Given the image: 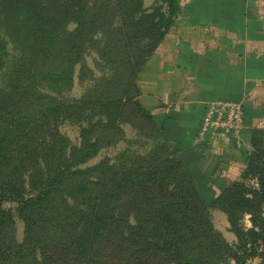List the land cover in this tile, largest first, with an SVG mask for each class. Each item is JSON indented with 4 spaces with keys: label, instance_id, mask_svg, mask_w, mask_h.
<instances>
[{
    "label": "trees",
    "instance_id": "obj_1",
    "mask_svg": "<svg viewBox=\"0 0 264 264\" xmlns=\"http://www.w3.org/2000/svg\"><path fill=\"white\" fill-rule=\"evenodd\" d=\"M23 1L26 13L35 11L38 28L43 29L46 11L34 7L36 0ZM78 1L80 6L77 5V11L72 12L77 21L76 35L80 48L82 33L88 25L86 4L84 0ZM161 1L165 5L164 10L161 4L146 12L142 0H130L125 9L121 6L116 8V42L122 50L118 66L124 73L125 82L116 93L108 87L105 90L108 99L113 101L112 108L107 109L112 115H109V126L106 127L114 133L108 146L122 136L120 126L132 124L131 120H138L148 128L151 132H142L143 137L156 142L142 154L118 158L119 167L102 163L95 178H89L92 181L89 184L78 181L85 178V172L76 169L79 163L101 148L97 142L89 140L90 143L81 149L85 154H80L79 162L73 158L65 170L57 167L50 171L47 168L38 178H32L35 194L29 198L25 197L22 184H13L9 179L2 191L0 188V207L5 201L16 203L18 215L25 223L26 235L24 244L13 242L11 212L0 208V264H97L101 251L110 248L122 254L124 264H194L188 257L192 240L203 236L213 245L218 243L220 237L207 227L209 218L203 211L208 207L205 208L198 200L191 180L182 170L176 150L160 141L161 128L152 127L150 113L138 102L141 96L136 83L138 75L180 12L181 0ZM75 2L71 0V6L65 8H75ZM30 22L29 18L26 19V23ZM92 129H84V132L90 134ZM134 129L141 132L140 127ZM251 147V152L244 159L241 181L231 183L211 205L227 215L237 236V246L228 248L229 260L224 264H247L250 259L262 257L258 247L264 243V143L254 136ZM48 160L46 157V164ZM45 176L49 179L47 183ZM62 178L63 185L69 184V187L66 190L60 188L57 193L67 194L72 204L63 199L53 219L58 224L47 231L52 237L48 238L51 242L45 243L36 236V229L40 227L38 220L43 216L37 215L43 208L50 207L55 211L51 204L57 199L55 186ZM246 181L251 185L246 186ZM119 203L133 205L134 223L128 222L131 215L123 212ZM243 215L249 216L250 228L246 230L240 224ZM36 241L40 243L37 246L44 243L56 247L53 255L43 260L36 258ZM40 253L43 254L42 250ZM220 260L216 258L217 263Z\"/></svg>",
    "mask_w": 264,
    "mask_h": 264
},
{
    "label": "rangeland",
    "instance_id": "obj_2",
    "mask_svg": "<svg viewBox=\"0 0 264 264\" xmlns=\"http://www.w3.org/2000/svg\"><path fill=\"white\" fill-rule=\"evenodd\" d=\"M19 1L0 0L1 191L11 179L13 184L23 185L26 198L33 196L35 190L31 185L32 178H38L47 168L50 171L57 167L65 170L66 164L73 158L79 162L80 154H85L81 149L89 141L97 142L101 148L76 167L85 172V178L78 181L86 184L92 182L89 178H95L102 163L119 167L117 160L121 156L142 154L152 148L155 140L142 135V132L151 131L138 120H131L132 124L124 123L120 126L122 136L113 145L107 144L114 137L111 129L106 127L109 126V115H112L107 109L112 108L113 101L108 99L105 90L108 87L116 93L125 82L124 73L118 66L122 50L116 42V8L121 6L125 9L130 0H84L88 26L82 33L80 48L76 35L77 21L72 12L77 11V5L80 6L78 0H75V8L69 9L65 6H71V0H36L34 7L46 11L43 29L38 28L36 12L26 13L24 1ZM245 1L231 0V5L238 6V2ZM161 4V0H142L146 12ZM162 6L164 10L165 5ZM28 18L30 23H26ZM115 68L119 70L116 71ZM97 89L101 91L96 92ZM150 116L153 119L152 127L161 128L160 133L171 118V115L165 113L157 116V119L156 116ZM90 127L93 128L90 134L84 132V129L90 130ZM135 127H140L141 132L135 130ZM255 137L264 143V134L257 133ZM46 157L49 159L47 164ZM181 166L191 180L201 205L208 207L203 211L209 218L207 227L211 233L220 237L218 243L213 245L210 239L199 234L201 237L190 242L188 257L194 264H224L229 260L228 248L234 249L237 246V236L227 215L211 205L231 183L241 180H209L199 169L194 170L192 176L185 171L182 163ZM244 169L245 166L242 172ZM49 175L52 176L51 172ZM44 179L47 180V176ZM48 181L49 179L46 183ZM63 182L62 178L56 184L55 194L60 188L68 189L69 184L64 186ZM244 183L246 186L251 185L248 181ZM210 184L220 188L219 195L209 187ZM56 198L51 204L55 211L50 207L43 208L37 215L43 216L38 220L40 227L36 229V236L45 243L51 242L48 238L52 237L47 231L58 224L53 219L60 210L63 199L66 198L72 204L67 194L57 193ZM119 205L123 212L131 215L128 222L134 223L136 218L133 205ZM0 208L11 212L14 222L11 235L13 242L17 245L24 244L25 223L18 215L16 203L5 201ZM140 208L143 210L144 206L141 205ZM242 218V229H249V216L243 215ZM39 244L36 241V258H50L56 247L46 246L44 243L43 246H37ZM41 250L43 254L40 253ZM258 250L262 257L250 259L247 264H264L263 242ZM216 258L221 259L220 263H217ZM97 261V264H124L122 254L112 248L101 251Z\"/></svg>",
    "mask_w": 264,
    "mask_h": 264
},
{
    "label": "crops",
    "instance_id": "obj_3",
    "mask_svg": "<svg viewBox=\"0 0 264 264\" xmlns=\"http://www.w3.org/2000/svg\"><path fill=\"white\" fill-rule=\"evenodd\" d=\"M231 3L181 0L173 27L137 80L138 102H158L145 110L156 119L171 115L160 139L176 150L185 171L199 169L209 180H238L252 138L264 134V0ZM218 100L244 107L240 147L225 138L214 146L198 140L206 108Z\"/></svg>",
    "mask_w": 264,
    "mask_h": 264
},
{
    "label": "built area",
    "instance_id": "obj_4",
    "mask_svg": "<svg viewBox=\"0 0 264 264\" xmlns=\"http://www.w3.org/2000/svg\"><path fill=\"white\" fill-rule=\"evenodd\" d=\"M243 129L244 107L242 103L218 100L206 108L200 123L198 140L207 146H214L220 138H225L240 147Z\"/></svg>",
    "mask_w": 264,
    "mask_h": 264
},
{
    "label": "water",
    "instance_id": "obj_5",
    "mask_svg": "<svg viewBox=\"0 0 264 264\" xmlns=\"http://www.w3.org/2000/svg\"><path fill=\"white\" fill-rule=\"evenodd\" d=\"M139 103L145 107H157L158 106V102L156 101V99L151 98V97L142 98L139 100Z\"/></svg>",
    "mask_w": 264,
    "mask_h": 264
}]
</instances>
